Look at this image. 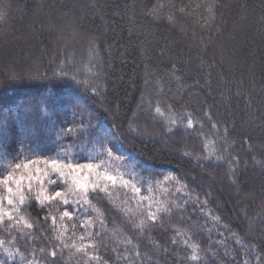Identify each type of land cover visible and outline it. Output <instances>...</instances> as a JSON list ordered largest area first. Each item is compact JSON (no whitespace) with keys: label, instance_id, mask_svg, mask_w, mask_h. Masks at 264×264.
Here are the masks:
<instances>
[{"label":"trees","instance_id":"1","mask_svg":"<svg viewBox=\"0 0 264 264\" xmlns=\"http://www.w3.org/2000/svg\"><path fill=\"white\" fill-rule=\"evenodd\" d=\"M0 8V261L264 264V0Z\"/></svg>","mask_w":264,"mask_h":264},{"label":"snow or ice","instance_id":"2","mask_svg":"<svg viewBox=\"0 0 264 264\" xmlns=\"http://www.w3.org/2000/svg\"><path fill=\"white\" fill-rule=\"evenodd\" d=\"M181 11H183V9H181ZM5 15H6L5 10L0 8V20H3ZM156 111L159 112L160 109L157 108ZM191 126H192V121H191V119H189L188 120V127H191ZM69 131H72V129H69ZM108 154L111 155V151L110 150H109ZM20 155H24V154L20 153ZM185 155H187V153H185ZM33 163H36V161H32V160L29 159L28 162L23 163V167L25 169H27L29 167V165L33 164ZM50 163H51V165L53 167V171L54 172L59 173L61 176L64 175L63 171L61 170L62 169V165L60 163L59 157L57 159L51 160ZM21 166H22L21 163H16L15 164V169H20ZM63 167H67L70 171H72V170L77 169V168H80V169L89 168V169H91L93 167V165L92 164H84V165H81V164H75V165H73V164H64ZM5 173H7V174L5 175ZM0 177H3V179H0V185H3V186L6 187L7 193H9L10 195H14L12 187L9 186V183L14 180L12 172L9 171L7 168H5L3 170H0ZM108 179L113 180L114 177L109 176ZM15 183L19 186L20 181H15ZM50 183H57V182L54 181V180H50ZM137 190H139V189H137ZM60 196H61V192L60 191H55L54 197H60ZM0 199H2V197H0ZM20 199H21V203H23L24 197L21 196ZM7 203L11 206V205H13V200L11 198H9L7 200ZM64 203L68 204V201L64 200ZM71 215L72 214L69 211H64L63 215H62V218L63 217H71ZM11 219H12V217L10 215L9 216V220H11ZM0 222H3V209L2 208H0ZM30 226L31 225H29V227ZM9 227H11V224H9ZM173 243H175V241H173ZM3 244H4V242L0 241V246H3ZM82 250L83 249H78V251H82ZM4 251L6 252V254L9 257H14L16 255L15 253H13L11 251H8V249H6V248L4 249ZM41 251H43V249H41ZM51 255L54 257L56 255V253L52 252ZM0 264H5V262L4 261H0Z\"/></svg>","mask_w":264,"mask_h":264},{"label":"rangeland","instance_id":"3","mask_svg":"<svg viewBox=\"0 0 264 264\" xmlns=\"http://www.w3.org/2000/svg\"><path fill=\"white\" fill-rule=\"evenodd\" d=\"M143 107H144V105H143ZM140 110H141V111H140ZM140 112H142V109L139 108L138 112H137V113L135 114V116L133 117V122H135L136 125H137V127L134 126V127H135L134 129H135L136 132H134V131L132 130L131 126H130V129L132 130V132H133V133H136L135 135H138L139 137H140V122H142L143 120H145L144 118H141V119H140ZM147 135L152 136V134H147Z\"/></svg>","mask_w":264,"mask_h":264}]
</instances>
